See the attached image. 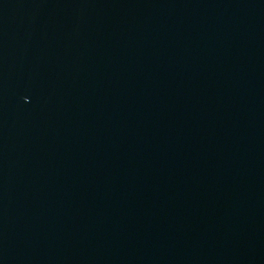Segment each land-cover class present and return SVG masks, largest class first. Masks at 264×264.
I'll list each match as a JSON object with an SVG mask.
<instances>
[{
  "label": "water",
  "instance_id": "1",
  "mask_svg": "<svg viewBox=\"0 0 264 264\" xmlns=\"http://www.w3.org/2000/svg\"><path fill=\"white\" fill-rule=\"evenodd\" d=\"M0 264H264V0H0Z\"/></svg>",
  "mask_w": 264,
  "mask_h": 264
}]
</instances>
